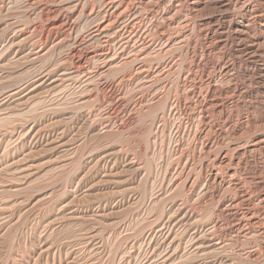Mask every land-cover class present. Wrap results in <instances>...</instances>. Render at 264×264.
Listing matches in <instances>:
<instances>
[{"label": "rangeland", "instance_id": "rangeland-1", "mask_svg": "<svg viewBox=\"0 0 264 264\" xmlns=\"http://www.w3.org/2000/svg\"><path fill=\"white\" fill-rule=\"evenodd\" d=\"M102 2L0 0V264H264V214L261 215L264 211L257 201L256 182L258 179L264 182V171L260 170L264 153L244 156L242 162L233 158L225 166L227 169L217 168L213 160L216 154L234 156L233 150L248 145L253 134L264 135L262 95L258 94L256 100L242 97L236 106L229 105L230 116L207 111L212 130L203 128L201 139L211 140L212 147L204 149L200 146L202 140L193 136L197 126L206 124L196 112L185 116L177 111L173 118L167 116L172 97L186 95L189 86L195 84L194 88L201 90L203 97L201 83L206 76L217 75L218 66L223 63H235L240 72L235 82L219 84L221 99L237 97L240 92L258 93V85L248 82L249 77L243 74L244 62L238 64L222 58L220 47L215 45L211 47L214 49L210 57L200 54L202 32L210 27H202L198 33L194 24L217 14L210 8L192 14L182 7L181 14L176 9L172 11L176 14L167 24L160 20L164 4H149L146 8L138 5V9L133 3L136 9L132 8V15L139 19L136 30L148 29L146 38L156 49L143 55L136 37L122 49L118 35L114 37L115 44H110L114 48L112 52L130 57L109 68L106 57L109 38L100 29L104 15ZM131 12L126 13L127 20L117 23L119 27H132ZM63 17L69 20L62 22ZM187 32L194 39L185 37ZM165 39H170L171 48L166 47L169 50L162 46ZM181 45L185 46L181 48ZM146 55L149 57L144 58ZM198 61L200 68L193 69ZM140 67L146 71L142 72ZM176 78L180 80L177 84ZM111 88L113 92L109 91ZM163 101L167 103L162 104ZM187 102L193 109V102ZM163 108L167 114L162 113ZM245 117L249 119L247 132H229V126L241 123ZM161 123L167 128L165 131ZM177 136L180 147L172 153ZM124 161L133 163L134 167ZM260 161L263 164L259 165ZM205 165H212L221 176H226V170H236L235 178L251 200V212L258 219L259 230L253 227L257 230L254 232L245 226L246 232L238 229V235L228 232L235 224L226 217H217L215 205L220 199L233 198L234 190L226 188L225 192L219 190L218 194L207 195L202 182ZM185 175L194 180L191 192L184 188ZM159 186L163 189L156 191ZM166 198L169 200L164 202ZM153 200L159 204L153 206ZM176 206H184L186 211ZM243 214L240 212V217ZM150 218H154L153 222ZM214 221L218 223L215 229ZM156 224V229L164 228L159 232L155 229L146 237L149 227ZM165 229L168 237L161 232ZM193 233L197 238L192 240ZM207 241L217 245L209 246Z\"/></svg>", "mask_w": 264, "mask_h": 264}, {"label": "bare ground", "instance_id": "bare-ground-1", "mask_svg": "<svg viewBox=\"0 0 264 264\" xmlns=\"http://www.w3.org/2000/svg\"><path fill=\"white\" fill-rule=\"evenodd\" d=\"M79 2V1H78ZM133 3H136V7L138 8V5H142L143 7H149L148 5L150 4H164L165 5V10H163V12L160 14V20H162V21H164V22H167V24H170L171 23V21L170 22H168L170 19H171V17H173V16H175L174 14H176V13H173V12H175L174 10L176 9L177 11L176 12H178V13H180L181 14V12H180V10L181 9H179V8H182V7H184V9L186 10H188V12L190 13H195V12H201L203 9H208V8H210L211 10H212V12H214V13H216L217 15L215 16V17H210L209 15V17L208 18H204V19H202V21H200V22H194L195 24H194V27L195 28H198V33L200 32L199 30H200V28H202V27H206V28H208V27H210V29H206L207 31L205 32V30H204V32H202V30H201V32L203 33V36L201 37L202 39H201V42H202V48H200V50L202 51L200 54L202 55V56H206L207 58L208 57H210V53L212 52V50L214 49H211V47H212V45H215L216 47H220V49H219V55L222 57V58H225V59H228V58H230V59H232L233 60V62L234 61H237V63L239 64L240 62L242 63V62H244V65L246 66V69H245V71L243 72V74L246 76V77H249V80H248V82L249 81H251L252 83H255V85H258L257 87L255 86V85H253V87L255 86L256 87V89L258 88V93H256V91L255 92H249L247 95H246V93L248 92L247 90V92L246 93H242V92H240L239 93V95L237 96V97H234V98H232V97H230V98H228V99H221L220 98V96H221V89L218 87V86H220L219 84H221L222 82H225L226 84H228V82H235V76H236V74H237V72H240V70H236V68H235V63L232 65V64H228V63H223L222 65H220V66H218V73H217V75H210V76H206L205 77V80L201 83V80H199V82L201 83V85H203L204 86V96L202 97L201 95L203 94V92H202V94L200 93V91L201 90H198V89H196V88H194V86H195V84H194V86L192 85V86H189L191 83L193 84V82L194 83H196L195 81H192L187 87V89H189L188 91V93H186V95H182L183 93H182V91L183 90H181V95H182V97H172V101L170 102V104H169V109H168V112H167V110L165 111V109H164V111L165 112H162L163 114L164 113H168V115L167 116H172V118H173V115H175V113L177 112V111H179L181 114H183V115H185V116H188L189 114H191V113H195L196 112V116L199 118V119H202V121H206L205 123L206 124H204V122H203V124H204V127H200V128H198V126H197V128L195 129V131H194V134H193V136L194 137H197V138H199V139H201L202 138V133H203V128H205V127H207L206 129L207 130H212L211 129V126H212V123H211V125H210V122L208 123L207 122V111L209 112L210 110L211 111H215V112H217L218 111V114H220V115H223V116H226V115H228V108H229V105H233L234 104V106H236L237 104H239V102H240V99L242 100V97H247L248 99H250V100H256L257 99V97H258V94H261L262 96H261V100H263L264 101V0H254V2H251V0H103V2H102V5H103V7H102V10H104L103 11V25H102V28H100L101 29V31L104 33V34H106L107 36H108V42H107V50H106V57L107 58H109L108 60H109V63H108V67L109 68H112V67H110L113 63H118L120 60L122 61V62H124L125 61V59H127L128 57H130V55L128 56V57H126V58H124L122 55H118V54H120L119 53V51L117 52L118 54H116V51H115V53L114 52H112V49H114V48H111V45L110 44H115L114 43V37H116V36H118L119 35V38H120V45H122V49H125V47H127L128 46V44H129V41H130V39L132 38V37H136V39L138 40V42H139V46H140V50L142 49V51H140V52H142L143 53V55L144 54H146V53H148V52H150V54H151V51H153V49L155 48V46H153V44L151 43V42H149L148 40H147V38H146V35L147 34H149L148 32H149V30L147 29V31H145L144 30V28L142 29V30H144V31H142L143 32V34H142V32H138L137 30H136V23L138 22V18H136V17H134L135 16V14H133L132 15V8H133ZM77 5V4H76ZM75 5V6H76ZM87 5H89V4H87ZM141 6V7H142ZM257 6H259L258 7V9H257ZM90 7V6H89ZM136 7H135V9H136ZM164 7V6H163ZM70 8V7H69ZM67 9V8H66ZM134 9V8H133ZM134 9V10H135ZM138 9H140V7L138 8ZM179 9V10H178ZM183 9V8H182ZM69 10V9H68ZM71 10V9H70ZM72 10H73V8H72ZM134 10H133V12H134ZM238 12H237V11ZM138 11V10H137ZM173 11V12H172ZM236 11V12H235ZM1 12V11H0ZM131 12V15H130V17H131V20H133V22H132V27H131V25H130V27H127V26H125V25H123V26H121V27H119V24H120V22L119 21H121V20H123V19H126L127 20V18L128 17H126L127 15H126V13H128V15H129V13ZM211 11H210V15H212L213 13H212ZM45 13V12H44ZM173 13V14H172ZM177 13V14H178ZM192 13V14H193ZM212 13V14H211ZM196 14V13H195ZM126 15V16H125ZM172 15V16H171ZM190 15V14H189ZM188 15V16H189ZM215 15V14H214ZM71 16V15H70ZM137 16H139V15H137ZM185 16H186V13H185ZM206 16V15H205ZM69 18V17H68ZM67 17H63L62 18V22H66L67 20H69ZM136 18V19H135ZM174 18V17H173ZM173 18H172V20H173ZM135 19V20H134ZM73 20V19H72ZM130 20V19H129ZM119 22V24L117 25V23ZM131 22V21H130ZM128 23V22H127ZM60 24V23H59ZM126 24V23H125ZM129 24V23H128ZM141 24V23H140ZM55 26V25H54ZM140 28V27H139ZM151 28V27H150ZM160 28V27H159ZM165 28V27H164ZM99 29V30H100ZM156 29V28H155ZM158 29V28H157ZM203 29V28H202ZM22 30V29H21ZM195 30V29H194ZM194 30H193V32H194ZM19 31V30H18ZM57 31V30H56ZM94 31V30H93ZM100 31V32H101ZM158 31V30H157ZM191 31V30H190ZM196 31V32H197ZM147 32V33H146ZM183 32V31H182ZM181 32V33H182ZM185 32V31H184ZM200 32V33H201ZM41 33V32H40ZM138 33V34H137ZM180 33V32H179ZM188 33V32H187ZM100 34V33H99ZM43 35V34H42ZM55 35H56V33H55ZM162 35V34H161ZM178 34H176V36H177ZM181 36H182V34H180ZM197 35H201V34H197ZM41 36V35H40ZM39 36V37H40ZM93 36V35H92ZM148 36V35H147ZM174 36V35H173ZM179 36V35H178ZM185 37L186 36H190V34L188 33V34H186V35H184ZM192 36V35H191ZM190 36V37H191ZM196 36V35H195ZM194 36V37H195ZM47 37V36H46ZM167 37V36H166ZM165 37V38H166ZM198 37V36H197ZM13 38V37H12ZM55 38V37H54ZM161 38V37H160ZM173 38V37H172ZM171 38V39H172ZM184 38V37H183ZM182 38V39H183ZM191 38H193V37H191ZM164 39V38H163ZM179 40V39H177L178 41H183V40ZM185 39H188V38H184V40ZM194 39V38H193ZM196 39V38H195ZM47 40V39H46ZM166 40V39H165ZM197 40V39H196ZM28 41V40H27ZM59 41V40H58ZM169 41H170V39H167L166 41H164V43H165V46L164 45H162L163 46V48L165 47H168L169 46ZM177 41V42H178ZM194 41V40H193ZM8 42V41H7ZM12 42V41H11ZM115 42H118V41H115ZM160 42V41H159ZM162 42V41H161ZM177 42H176V44H177ZM188 42V41H187ZM190 42V41H189ZM46 43V42H45ZM131 43V42H130ZM136 43V42H135ZM158 43V42H157ZM157 43H155L156 44V46L158 45ZM173 43V42H172ZM179 43V42H178ZM185 43V42H184ZM5 44V43H4ZM47 44V43H46ZM46 44H44L45 46H46ZM174 44H175V42H174ZM173 44V45H174ZM175 44V45H176ZM180 44V43H179ZM188 44V43H187ZM14 45V44H13ZM30 45V44H29ZM172 45V46H173ZM175 45L173 46V47H175ZM186 45V44H185ZM184 45V46H185ZM159 46V45H158ZM179 46V45H178ZM183 45H181V48H183L184 47ZM10 47V46H9ZM29 47V46H28ZM118 47H120V46H118L117 45V48ZM188 47V46H187ZM34 48V47H33ZM42 48V47H41ZM49 48V47H48ZM47 48V49H48ZM116 48V49H117ZM159 48V47H158ZM169 48H171V46H169ZM180 48V47H179ZM50 49V48H49ZM119 49V48H118ZM120 50V52L121 51H123V50ZM139 49V48H138ZM156 49V48H155ZM167 50H169L168 48H166ZM178 49V48H177ZM43 50V49H42ZM158 50V49H157ZM162 50V49H161ZM160 50V51H161ZM166 50V51H167ZM171 50V49H170ZM48 51V50H47ZM46 51V52H47ZM159 50H158V52H160ZM172 51V50H171ZM28 52H30L31 54H33L30 50H28ZM45 52V51H44ZM43 52V53H44ZM45 52V53H46ZM157 52V53H158ZM164 52H165V50H164ZM184 52V51H183ZM186 52V51H185ZM184 52V53H185ZM194 52V51H193ZM192 52V53H193ZM44 53V54H45ZM153 53V52H152ZM156 53V52H155ZM182 53V52H181ZM28 54V53H27ZM37 54V53H36ZM132 54V53H131ZM140 54V53H139ZM162 54V53H161ZM160 54V55H161ZM186 54H188V53H186ZM195 54V53H194ZM39 55V54H38ZM189 55H190V53H189ZM192 55V54H191ZM28 56H29V54H28ZM134 56V55H133ZM147 56L149 57V55H146V56H144V58H147ZM153 56V55H152ZM187 56V55H186ZM30 57H32V56H30ZM36 57V56H35ZM35 57H33V58H35ZM121 57V58H120ZM123 57V58H122ZM143 57V56H142ZM192 57V56H191ZM42 58V57H41ZM32 59V58H31ZM40 59V58H39ZM141 59H143V58H141ZM26 60H27V57H26ZM128 60V59H127ZM126 60V61H127ZM148 60V59H147ZM150 60V59H149ZM141 61V60H140ZM143 61V60H142ZM122 62H120V63H122ZM131 62V61H130ZM136 62V61H135ZM163 62V61H162ZM119 63V64H120ZM127 63H128V61H127ZM151 63V62H150ZM106 64V63H105ZM126 64V63H125ZM142 64V63H141ZM141 64H138L139 66L141 65ZM143 64H146V63H143ZM149 64V63H148ZM171 64V63H170ZM169 64V65H170ZM173 64V63H172ZM114 65V64H113ZM118 65V64H117ZM117 65H114V67L115 66H117ZM242 65V64H241ZM55 67V66H54ZM107 67V68H108ZM113 67V68H114ZM151 67V66H150ZM149 67V68H150ZM158 67V66H157ZM191 67V66H190ZM244 67V66H243ZM143 67H140L139 69L140 70H142V72L146 69L145 68V66H144V68L142 69ZM151 68H153V67H151ZM172 68H174V67H172ZM200 68V63H199V61H198V63L196 62V64L193 66V69H199ZM106 69V68H105ZM49 71H50V69H49ZM146 71V70H145ZM154 71H155V68H154ZM140 72V71H139ZM157 73V72H156ZM164 73V72H163ZM160 74V73H159ZM166 74V73H165ZM241 74V73H240ZM242 74V75H243ZM145 75H146V72H145ZM156 75V74H155ZM43 76V75H42ZM70 76V75H69ZM178 76H180V75H178ZM183 76V75H182ZM186 78H187V75L185 76ZM184 77V78H185ZM39 78V77H38ZM137 78V77H136ZM178 78V77H177ZM176 78V80H177V82H176V84L178 83V81H180L179 79H177ZM180 78V77H179ZM184 78H183V80H184ZM195 78V77H194ZM244 78V77H243ZM182 79V78H181ZM247 79V78H246ZM186 80V79H185ZM192 80H194V79H192ZM63 81V80H62ZM182 81V80H181ZM51 82V81H50ZM183 82H185V81H183ZM247 82V83H248ZM34 83V82H33ZM186 83V82H185ZM252 83H248V84H250V86H251V84ZM61 84V83H60ZM198 84V83H197ZM223 84V83H222ZM245 84H246V82H245ZM247 84V85H248ZM242 85V84H241ZM246 85V86H247ZM113 86V85H112ZM197 86V85H196ZM198 87V86H197ZM248 87V86H247ZM58 88V87H57ZM183 89H184V87H183ZM186 89V88H185ZM186 89V90H187ZM199 89H201V88H199ZM228 91H231V89L228 87V88H226ZM245 89H246V87H245ZM179 90V89H178ZM186 90H184V91H186ZM249 90V89H248ZM252 90V89H251ZM109 91H111V92H113L114 91V89H109ZM172 91V90H171ZM177 91V90H176ZM18 92V91H17ZM173 92H175V91H173ZM187 92V91H186ZM223 92V91H222ZM225 92V91H224ZM16 93V92H15ZM17 94V93H16ZM113 94V93H112ZM169 94H171V93H169ZM177 94H180V93H178L177 92ZM176 94V95H177ZM175 94H173V96H174ZM170 96V95H169ZM178 96V95H177ZM260 96V95H259ZM158 98V97H157ZM167 99V98H166ZM170 99V98H169ZM260 99V98H259ZM158 100V99H157ZM187 100H190V101H192L193 102V106H194V108L193 109H191L190 108V103H188L187 102ZM260 100V101H261ZM155 101V100H154ZM168 101H170V100H168ZM248 101V100H247ZM260 101H258V102H260ZM164 102V101H163ZM253 102V101H252ZM142 103V102H141ZM154 103V102H153ZM165 103H167V102H164V103H162V104H165ZM263 103V102H262ZM158 104V103H157ZM246 104V103H245ZM251 104V103H250ZM256 104H258V103H256ZM261 104V103H260ZM141 104H139V106H140ZM264 105V104H263ZM163 106H165V105H163ZM167 106V105H166ZM251 106V105H250ZM249 106V107H250ZM238 107V106H237ZM245 107H248V106H246L245 105ZM244 107V108H245ZM252 107H254L253 105H252ZM261 107H263V106H261ZM158 108V107H157ZM159 109V108H158ZM161 109V108H160ZM253 109V108H252ZM264 109V108H263ZM254 110V109H253ZM258 110V109H257ZM160 111H162V110H160ZM210 111V113H212ZM248 111V110H247ZM256 111V110H255ZM150 111H148V113H149ZM214 112V113H215ZM253 112V111H252ZM160 113V112H159ZM162 113H160V114H162ZM166 113V114H167ZM246 113H248V112H246ZM150 114V113H149ZM177 114V113H176ZM251 114V113H250ZM146 115V114H145ZM180 115V114H179ZM208 115H210V114H208ZM247 115V114H246ZM245 115V116H246ZM163 116H166V115H163ZM228 116H230V115H228ZM251 116V115H250ZM144 117V116H143ZM147 117H148V115H147ZM191 117V116H190ZM197 117H195V119L197 118ZM209 117V116H208ZM133 118V117H132ZM135 118V117H134ZM146 118V117H145ZM158 118H160V116L158 117ZM158 118H156L157 120H158ZM161 118H162V116H161ZM229 118V117H228ZM252 118V117H251ZM152 119V118H151ZM171 119V118H170ZM199 119H197V121L199 120ZM209 119V118H208ZM134 120V119H133ZM136 120V119H135ZM142 120H144V119H142ZM149 120V119H148ZM255 120V119H254ZM257 120V119H256ZM146 121V120H145ZM160 121V120H159ZM162 121H165L164 119L162 120ZM161 121V122H162ZM196 121V122H197ZM201 121V122H202ZM252 121V120H251ZM250 121V122H251ZM232 122V121H231ZM234 122V121H233ZM238 122V121H237ZM253 122V121H252ZM257 122V121H256ZM154 123V122H153ZM160 123V122H159ZM197 123H200V122H197ZM248 123H249V119L247 118V117H245V119H244V121H242L241 123H239L238 122V124H236V123H234V124H236V125H233V126H229L228 127V130H229V132H240V134L244 131V130H246L247 128H246V126L248 125ZM162 124V123H161ZM253 124H255V123H253ZM151 125H153V124H151ZM159 125V124H158ZM157 125V126H158ZM165 125V124H164ZM160 126V125H159ZM178 126V125H177ZM179 126H180V124H179ZM250 126V125H249ZM155 127V126H154ZM153 127V128H154ZM161 127V126H160ZM166 127H167V125H166ZM255 127V126H254ZM152 128V127H151ZM151 128H149L150 130H151ZM156 128V127H155ZM158 128V127H157ZM162 128H165V127H163V124H162ZM178 128V127H177ZM213 128V127H212ZM251 128V127H250ZM167 128H165L164 129V131L166 130ZM181 129V128H180ZM148 130V129H147ZM158 130V129H157ZM177 130V129H176ZM176 130H175V134H176ZM209 130V131H210ZM121 131V130H120ZM152 131V130H151ZM154 131V130H153ZM161 131V130H160ZM163 131V132H164ZM169 131V130H168ZM222 130H220V132H221ZM248 131H249V129H248ZM149 132V131H148ZM155 133L157 132L156 130L154 131ZM163 132H161V133H163ZM179 132V131H178ZM181 132V131H180ZM245 132H247V130L245 131ZM190 133V132H189ZM149 134L151 135V133L149 132ZM154 134V133H153ZM152 134V135H153ZM169 134V133H168ZM184 134V133H183ZM192 134V133H191ZM204 134V133H203ZM259 134V133H258ZM155 135V134H154ZM153 135V136H154ZM170 135V134H169ZM158 137H160L161 136V134L160 135H157ZM156 136V137H157ZM163 136V135H162ZM166 135L164 134V137H165ZM193 136H191V137H193ZM205 136V135H204ZM207 136V135H206ZM233 136V135H232ZM236 136H237V134H236ZM239 136V135H238ZM157 137V138H158ZM170 137V136H169ZM166 139H167V137H165ZM165 138H164V140H165ZM179 138H181L180 137V135H179ZM206 137H204V139H205ZM209 137L207 136V139H208ZM251 138V137H250ZM152 139V138H151ZM162 139V138H161ZM171 139V138H170ZM210 139H212V138H210ZM160 140V139H159ZM163 140V139H162ZM198 140V139H197ZM202 140V143H201V148L202 149H204V148H207V147H210L211 145H212V143H210L211 142V140H210V142L209 141H203V139H201ZM168 141V140H167ZM154 142V141H153ZM161 142H163V141H160V143ZM180 141L178 140V136H177V138H176V144L173 146V147H171V148H173V150H172V153H173V151H178L179 150V143ZM213 142V141H212ZM215 142V141H214ZM154 143H156V140H155V142ZM168 144H169V142H168ZM216 145V144H215ZM239 146H241V145H239ZM168 147H169V145H168ZM167 147V148H168ZM212 147V146H211ZM216 146H214V148H215ZM163 148H164V146H163ZM217 148H220V147H217ZM213 149V148H212ZM211 149V150H212ZM222 149V148H221ZM235 149V148H234ZM219 150V149H218ZM224 150V149H223ZM169 151V150H168ZM171 151V150H170ZM181 151V150H180ZM209 151H210V148H209ZM214 151V150H213ZM212 151V152H213ZM234 152V156L232 157H228V155L230 154H226V153H222V154H220V155H218V154H216L217 156H216V158H214L213 160H214V163L218 166L217 168H226L225 166L227 165V163H228V165H229V162H231L232 160H233V158L237 161V162H239V161H241V159H242V157L244 158V156H248V155H251V157L254 155V157L256 156V154L255 153H258V152H263L264 153V135H254L253 134V136H252V139L250 140V142H249V144L248 145H245L244 147H242L241 146V148H239V149H237L236 148V150H233ZM211 152V151H210ZM207 153V152H206ZM208 154V153H207ZM211 154V153H210ZM259 154V153H258ZM175 155V154H174ZM260 155V154H259ZM124 159H126V158H124ZM127 160V159H126ZM209 160V159H208ZM243 160V159H242ZM248 160V159H247ZM252 160V159H251ZM131 161V160H130ZM253 161H256V159L255 160H253ZM259 161V160H258ZM263 161V160H262ZM125 162V161H124ZM128 162V165L130 164H132V166H133V163H131V162H129V161H126L125 163H127ZM133 162V161H132ZM209 162V161H208ZM242 162V161H241ZM213 163V162H212ZM232 163V162H231ZM263 164V162H259V165L260 164ZM211 164V163H210ZM170 165V164H169ZM227 165V166H228ZM237 165V164H236ZM138 166V165H137ZM212 166V165H211ZM211 166H208V165H205L204 166V174H203V176H202V182H203V187H205L204 189H205V193H207V195H214V194H218V192H219V190L221 191V193L222 192H225L226 191V188H228V189H232V190H234V197L233 198H228V199H225V201H220V200H218V202H217V205H215L216 207H215V214L217 215V217H220V216H223L224 218L226 217V218H228V221H229V219L231 220V222H233L235 225H233L231 228H230V230L228 231V232H230V233H232V234H237L238 235V233L239 232H236L238 229H244V231L246 232V230H245V226H248V228L250 227L251 229L254 227V228H257L256 226H259V224H258V219H256L255 218V216H254V214H252L253 212H251V211H253L252 210V205H251V200L249 199V197H248V195L246 194V192L244 191V189H243V186L241 185V183H240V180L239 179H237V178H235V171L236 170H234V171H229V170H226V172L227 173H225V175L226 176H221L220 174H218L219 172H218V170H215V168L214 167H211ZM235 166V165H234ZM239 166V165H238ZM134 167V166H133ZM138 169V168H137ZM140 169V168H139ZM227 169V168H226ZM260 170H262V171H264V165H263V167H261L260 168ZM135 171V170H134ZM166 172V171H165ZM183 172V171H182ZM182 172H180L181 174H182ZM149 174V173H148ZM185 174V173H184ZM183 174V175H184ZM229 174H231V175H229ZM229 175V176H228ZM150 176V175H149ZM143 177V176H142ZM179 178V177H178ZM148 179V178H147ZM165 179V178H164ZM163 179V180H164ZM181 179V178H180ZM193 179L191 178V176H189V175H185V179H184V181H183V185H184V188H186L187 190H189L190 192L192 191V186H193ZM256 182H257V186H258V192H257V201L259 202V204L263 207L262 208V210L264 211V182L263 181H261L260 179H258V180H256ZM179 183V182H178ZM177 183V184H178ZM171 184V183H170ZM154 185V184H153ZM157 185V184H156ZM172 185V184H171ZM181 185H182V183H181ZM160 186H161V184H160ZM159 186V189L158 190H156V191H159L160 190V188H162L163 189V187H160ZM173 186V185H172ZM171 186V187H172ZM177 186V185H176ZM154 187V186H153ZM182 188V187H181ZM151 189V188H150ZM230 189V190H231ZM217 190V191H216ZM164 191V190H163ZM210 191L211 192H213V193H210ZM155 192V191H154ZM151 193H153V192H151ZM161 193H162V190L160 191V195H161ZM165 193H167V192H165ZM187 193V192H186ZM189 193V192H188ZM131 195V194H130ZM153 195V194H152ZM154 195H156V194H154ZM159 195V196H160ZM190 195V194H189ZM203 195H205V194H203ZM157 196V195H156ZM155 196V197H156ZM162 196H164L163 194H162ZM161 196V197H162ZM143 197V196H142ZM153 197V196H152ZM158 197V196H157ZM206 197V196H205ZM205 197H204V199H205ZM214 197V196H213ZM219 197H220V195H219ZM223 197V196H222ZM151 198V197H150ZM154 198V197H153ZM160 198V197H159ZM170 198V197H169ZM188 198V197H187ZM209 198V197H208ZM157 199V198H156ZM168 198H166L165 199V201L164 202H166V200H167ZM139 200V199H138ZM143 200V199H142ZM162 199H160V200H158L159 202L161 201ZM169 200V199H168ZM154 201V203H151V204H153V206H154V204H156L157 205V203H158V201H156L155 202V200H153ZM135 202V201H134ZM146 202V201H145ZM147 202H149V201H147ZM152 202V201H151ZM164 202H162L163 204H164ZM169 202V201H168ZM211 202V201H210ZM139 203V202H138ZM161 203V202H160ZM174 203V202H173ZM173 203L171 204V205H173ZM141 204V203H140ZM146 204V203H145ZM159 204V203H158ZM162 204V205H163ZM166 204V203H165ZM216 204V203H215ZM151 207V206H150ZM158 207H159V209H160V206L158 205ZM164 207H165V205H164ZM169 207V206H168ZM171 207H173V206H171ZM184 208V206H180V208H178L177 206H176V209H179V210H181V208ZM155 208V207H154ZM182 208V209H183ZM240 208H242V210L240 209ZM244 208V209H243ZM170 209H172V208H170ZM179 210H178V212H179ZM183 210H185V209H183ZM159 211V210H158ZM157 211V212H158ZM160 211H161V209H160ZM164 211H166V209L164 210ZM186 211V210H185ZM213 211V210H212ZM263 211H261V212H263ZM149 212V211H148ZM162 212V211H161ZM188 212V211H187ZM187 212H185L186 214H188ZM240 212H242V214H243V212H245V216H243V217H240V215H239V213ZM259 212V211H258ZM150 213V212H149ZM167 213V212H166ZM169 213V212H168ZM183 213H184V211H183ZM184 213V214H185ZM146 214H147V212H146ZM152 214V213H151ZM172 214V213H171ZM180 214V213H179ZM191 214V213H190ZM260 214V213H259ZM264 213H261V215H263ZM153 215H155V214H153ZM152 215V216H153ZM163 215V214H162ZM181 215V214H180ZM244 215V214H243ZM159 216V215H158ZM164 216H165V214H164ZM164 216H161V217H164ZM184 216V215H183ZM183 216L181 217V218H183ZM192 216V215H191ZM257 216V215H256ZM264 216V215H263ZM149 217H151V215H149ZM156 218H157V216H155ZM193 217V216H192ZM244 217H246L245 218V220L243 219ZM135 218V217H134ZM133 218V219H134ZM166 218V217H165ZM169 218V217H168ZM180 218V217H179ZM180 218V219H181ZM185 218H186V216H185ZM151 220L152 219H154V218H150ZM160 219V218H159ZM191 219H193V221H194V217L193 218H191ZM137 220V219H136ZM171 220V219H170ZM169 220V221H170ZM182 220V219H181ZM183 220H184V218H183ZM187 220V219H186ZM139 221V220H138ZM141 221H142V219H141ZM141 221H139V222H141ZM143 221H145V220H143ZM154 221H158V220H154ZM167 221V220H166ZM165 221V222H166ZM192 221V220H191ZM190 222L191 224H193L194 225V222ZM129 222V221H128ZM151 222V221H150ZM152 222H153V220H152ZM163 222V221H162ZM165 222H164V224H165ZM182 222H184V224L186 225L187 223H185V221H182ZM217 222V221H216ZM215 221H214V223H213V228H214V226H216L217 227V224L218 223H216ZM130 223H132L131 221H130ZM156 223V222H155ZM167 223V222H166ZM174 223V222H173ZM135 224V223H134ZM139 224V223H138ZM141 224H143L142 222H141ZM140 224V225H141ZM175 224V223H174ZM190 224V225H191ZM261 224V223H260ZM144 225V224H143ZM149 225V224H148ZM168 225V224H167ZM176 225V224H175ZM181 225V224H180ZM179 225V226H180ZM185 225H182V226H185ZM189 225V226H190ZM193 225H191V226H193ZM229 225V224H228ZM263 225V224H262ZM262 225H260V226H262ZM126 226V225H125ZM129 226V225H128ZM139 226V225H138ZM150 226V225H149ZM166 226V225H165ZM177 226V225H176ZM178 226V227H179ZM190 226V227H191ZM132 227H133V225H132ZM144 226H141L140 227V229L142 228L143 230H144V232H145V229L143 228ZM167 227V226H166ZM174 227V226H173ZM173 227H171V228H173ZM229 227V226H228ZM138 228V227H137ZM157 228V224L155 225V226H151V227H149V229H148V231L146 232V237H148V236H150L154 231H155V229ZM159 228V227H158ZM162 228H164V227H162ZM162 228H160L161 230H162ZM176 228V227H175ZM192 228V227H191ZM198 228V227H197ZM250 228H249V230H250ZM253 228V229H254ZM132 229V228H131ZM147 229V228H146ZM160 229H156V231L158 230V232H159V230ZM187 229V228H186ZM188 229H190V228H188ZM215 229V228H214ZM252 229V230H253ZM258 230H259V228H257ZM138 230V229H137ZM142 230V231H143ZM167 229H165L164 231H161V232H165ZM172 230V229H171ZM192 230V229H191ZM196 230V229H195ZM251 230V231H252ZM135 231V230H134ZM142 231H141V233H142ZM168 231H169V229H168ZM197 231V230H196ZM195 231V232H196ZM200 231H201V229H200ZM239 231V230H238ZM243 231V232H244ZM254 231V230H253ZM255 231H257L256 229H255ZM254 231V232H255ZM171 232V231H170ZM184 232H186V231H184ZM192 232H194V231H192ZM214 232V231H213ZM227 232V233H228ZM248 232V231H247ZM253 232V233H254ZM201 233V232H200ZM145 234V233H144ZM159 234V233H158ZM163 234V233H162ZM166 236L168 235V232H165L164 233ZM171 234V233H170ZM183 234V233H182ZM201 234H203V233H201ZM141 235H143V234H141ZM156 235V234H155ZM184 235H187V234H183V236ZM243 235V234H242ZM158 236V235H157ZM160 236V235H159ZM166 236H164L165 238H166ZM181 236V235H180ZM179 236V237H180ZM192 236V235H191ZM199 236V235H198ZM202 236V235H201ZM200 236V237H201ZM155 237V236H154ZM154 237H153V239H154ZM163 237V238H164ZM168 237V236H167ZM182 237V236H181ZM189 237H190V235H189ZM199 237V238H200ZM204 237V235L202 236V238ZM170 238V237H169ZM184 238V237H183ZM195 238H197V234L196 233H193V238H192V240L193 239H195ZM202 238H200V239H202ZM239 238V237H238ZM138 239V238H137ZM146 239V238H145ZM181 239V238H180ZM185 239H186V237H185ZM189 239V238H188ZM205 239V238H204ZM155 240V239H154ZM163 240V239H162ZM165 240V239H164ZM163 240V241H164ZM198 240V239H197ZM206 240V239H205ZM210 240V239H209ZM163 241H162V243H163ZM181 241V240H180ZM151 242V241H150ZM165 242V241H164ZM189 242H190V240H189ZM197 241L195 240L194 241V243H196ZM201 243L200 244H202L203 242H202V240L200 241ZM206 242V241H205ZM204 242V243H205ZM152 243V242H151ZM151 243L149 244V245H151ZM154 243H156V242H154ZM161 243V242H160ZM161 243V244H162ZM184 243V242H183ZM187 243V242H186ZM191 243V242H190ZM193 243V242H192ZM207 243L209 244V246H214V245H217V244H214V242H208L207 241ZM188 244V243H187ZM197 244V243H196ZM148 245V246H149ZM157 245H159V244H157ZM186 245V244H185ZM192 245V244H191ZM199 246V245H198ZM203 247H204V245H202ZM206 246V245H205ZM157 248H158V246H156ZM185 248V247H184ZM195 248V247H194ZM200 248H202V247H200ZM209 248V247H208ZM219 248V247H218ZM210 249V248H209ZM160 250V249H159ZM161 252H162V249L160 250ZM160 252V253H161ZM166 253H167V250H166ZM164 255V254H163ZM167 256V255H166ZM168 257H171V256H169L168 255ZM168 257H166V258H168ZM142 258V257H141ZM150 259V258H149ZM171 260V259H170ZM161 261V263H163V260H160ZM159 261V262H160ZM158 262V261H157ZM168 262V261H167ZM165 263V262H164ZM153 264V263H152Z\"/></svg>", "mask_w": 264, "mask_h": 264}]
</instances>
